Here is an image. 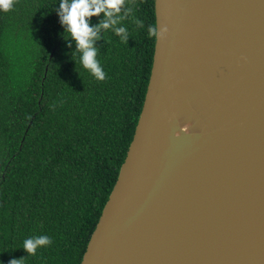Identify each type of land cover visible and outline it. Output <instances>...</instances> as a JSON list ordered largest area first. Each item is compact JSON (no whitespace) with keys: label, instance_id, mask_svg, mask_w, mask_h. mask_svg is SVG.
<instances>
[{"label":"water","instance_id":"1","mask_svg":"<svg viewBox=\"0 0 264 264\" xmlns=\"http://www.w3.org/2000/svg\"><path fill=\"white\" fill-rule=\"evenodd\" d=\"M148 80L79 264H264V0H153Z\"/></svg>","mask_w":264,"mask_h":264},{"label":"trees","instance_id":"2","mask_svg":"<svg viewBox=\"0 0 264 264\" xmlns=\"http://www.w3.org/2000/svg\"><path fill=\"white\" fill-rule=\"evenodd\" d=\"M59 3L14 0L0 11V264L22 257L23 264H79L148 80L153 0H126L144 24L122 21L127 43L111 29L101 32L95 47L104 81L80 64ZM38 235L53 243L28 255L23 242Z\"/></svg>","mask_w":264,"mask_h":264},{"label":"clouds","instance_id":"3","mask_svg":"<svg viewBox=\"0 0 264 264\" xmlns=\"http://www.w3.org/2000/svg\"><path fill=\"white\" fill-rule=\"evenodd\" d=\"M14 7V0H0V11L7 13ZM103 14V19L96 25H91L89 18ZM58 15L61 25L75 42V52H78L80 64L98 81H104L107 73L97 59L99 49L95 42L102 39L101 32L111 29L121 41L127 43L129 32L122 21L132 17L139 28H143V21L135 19L134 9L126 6V0H60ZM168 32L166 25L157 27L156 24L148 26L147 33L150 38L161 39ZM106 42V41H105ZM56 102L52 107H55ZM53 243L52 237L38 235L24 240L22 248L28 255H36L38 249ZM24 257L12 259L8 264H23Z\"/></svg>","mask_w":264,"mask_h":264}]
</instances>
